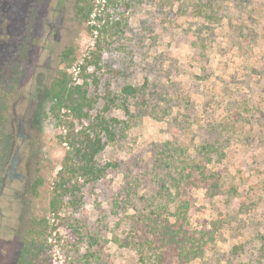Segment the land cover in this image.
I'll use <instances>...</instances> for the list:
<instances>
[{
    "label": "rangeland",
    "instance_id": "374dc122",
    "mask_svg": "<svg viewBox=\"0 0 264 264\" xmlns=\"http://www.w3.org/2000/svg\"><path fill=\"white\" fill-rule=\"evenodd\" d=\"M207 1L98 0L101 21H89L92 29L75 16L74 0H2L0 66L26 53L5 114L13 137L0 174V264H13L26 221L43 215L56 227L52 264H146L127 246L142 226L134 220L164 204L171 164L201 159L206 142L216 152L203 157L205 171L219 174V189L211 194L195 181L182 198L187 228L211 229L216 241L185 264H264V0H221L214 17ZM67 47L69 71L96 100L91 117L123 122L95 157L104 175L72 178L54 217L52 187L71 147L62 141L68 122L45 115L46 91ZM125 85L137 92L124 95ZM16 149L20 176L3 181ZM176 200L160 218L172 220ZM177 262L168 256L161 264Z\"/></svg>",
    "mask_w": 264,
    "mask_h": 264
},
{
    "label": "trees",
    "instance_id": "16d2710c",
    "mask_svg": "<svg viewBox=\"0 0 264 264\" xmlns=\"http://www.w3.org/2000/svg\"><path fill=\"white\" fill-rule=\"evenodd\" d=\"M96 1L98 0H74L73 5L75 16L79 22L92 29L96 26L89 25V21H101L99 15L94 11ZM1 2L2 0H0V5ZM219 2L222 1L208 0L205 3V12L209 13L211 17L217 15L216 9L221 7ZM1 41L2 37L0 36V43ZM100 49L95 42L91 51L93 53L91 58L94 59L95 64L100 59V54L98 52L94 54V51ZM25 53L26 49L19 50L18 63L8 61L3 62L5 67L0 66V174L5 169L12 151L13 134L6 127L7 102L20 77L19 66L25 60ZM70 55L69 47L61 52L63 66L58 69L46 91L48 109L45 115L52 118L57 125L68 122V130L62 141L67 142L71 147L52 187L49 211L54 217H57L61 203L73 191L69 187L72 178L95 180L104 175L106 166L98 165L95 157L107 142L114 140L116 130L123 122L119 118L106 117L101 113H96L93 118L91 117L90 111L94 108L96 100L89 94L87 85L84 82H78L69 71ZM84 62L85 64L80 67L82 70L86 68V58H84ZM121 92L124 95L132 96L137 92V88L125 85ZM84 121L89 122L87 128L81 126ZM78 127L79 129L75 131ZM212 150L216 152V147L206 142L197 149V154L201 155V159L198 158L195 161L192 159L189 162L182 158L177 160L176 165L171 164L173 170L167 173V184L164 183L161 187V190L164 189V197H162L165 200L164 204H151V210L142 213L134 220L136 223L140 221L142 226L139 229V234L127 238V246L136 251L139 261L146 264H161L168 256H173L177 259V263L185 264L192 259L201 257L211 249L216 241L215 232L205 227L194 232L187 228L189 204L186 198H182V195L184 188L187 185L196 184L195 181H202L206 186L208 185L211 194L217 193L219 174L205 171L203 158L210 155ZM40 183L41 180L33 182L30 189L32 194H37V187ZM175 196H177V200L171 211L172 220L170 221L166 216L160 218L159 210L166 207L169 201H175ZM55 229L50 217L31 216L22 229L20 246L13 264H52L48 239Z\"/></svg>",
    "mask_w": 264,
    "mask_h": 264
},
{
    "label": "water",
    "instance_id": "95a60500",
    "mask_svg": "<svg viewBox=\"0 0 264 264\" xmlns=\"http://www.w3.org/2000/svg\"><path fill=\"white\" fill-rule=\"evenodd\" d=\"M16 152L17 149L15 151V153L13 154L10 163L8 165V168L6 169V171L4 172L3 176H2V180L5 181V179L8 178H18L20 176V174L18 172L15 171V167H16Z\"/></svg>",
    "mask_w": 264,
    "mask_h": 264
},
{
    "label": "flooded vegetation",
    "instance_id": "af4514ba",
    "mask_svg": "<svg viewBox=\"0 0 264 264\" xmlns=\"http://www.w3.org/2000/svg\"><path fill=\"white\" fill-rule=\"evenodd\" d=\"M17 126H18V128H19V127L21 126V122H18ZM15 163H16V167H15V171H16V168H17V158H16Z\"/></svg>",
    "mask_w": 264,
    "mask_h": 264
}]
</instances>
